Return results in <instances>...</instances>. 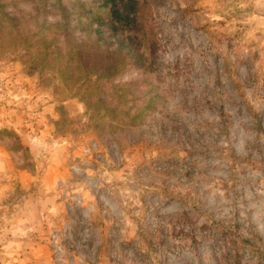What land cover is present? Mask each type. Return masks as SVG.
Listing matches in <instances>:
<instances>
[{"label":"rangeland","instance_id":"obj_1","mask_svg":"<svg viewBox=\"0 0 264 264\" xmlns=\"http://www.w3.org/2000/svg\"><path fill=\"white\" fill-rule=\"evenodd\" d=\"M39 1L1 3L49 8ZM151 8L159 76L95 84L113 101L73 96L22 60L0 59V264H224L213 222L264 245V0ZM158 218L164 246L138 254L140 223Z\"/></svg>","mask_w":264,"mask_h":264},{"label":"trees","instance_id":"obj_2","mask_svg":"<svg viewBox=\"0 0 264 264\" xmlns=\"http://www.w3.org/2000/svg\"><path fill=\"white\" fill-rule=\"evenodd\" d=\"M47 2L49 8L38 4L40 7L35 11H26L9 8L0 0V59L8 56L18 58L32 72H43L44 82L48 81L63 91L70 89L73 96L81 95L82 99L93 100L95 104L113 101L109 96L95 92V84L99 83L100 92L103 87L114 85L110 81L123 73L135 72L138 75L131 82L154 81L159 76L158 28L151 0ZM46 13H51L52 19L45 16ZM115 86L123 90L121 94L128 87L126 82ZM142 95L153 99L157 96L148 90L142 91ZM120 100L116 102L119 104ZM103 123L111 125L114 122L104 120ZM177 197L182 196L178 194ZM193 205L195 208L196 202ZM183 214L191 219L190 212ZM213 223L212 236H221L224 247L219 262L246 264L245 251L248 250L255 254L258 264H264L263 244L242 235L231 239L230 227L224 226L219 230L222 222ZM193 225L196 226V221ZM207 226L202 224L200 228L205 231ZM165 228L160 218L146 224L142 220L138 230L141 247L136 248L137 253L147 255L164 246L168 232ZM173 228L176 229L175 224ZM143 246L146 252H143Z\"/></svg>","mask_w":264,"mask_h":264},{"label":"clouds","instance_id":"obj_3","mask_svg":"<svg viewBox=\"0 0 264 264\" xmlns=\"http://www.w3.org/2000/svg\"><path fill=\"white\" fill-rule=\"evenodd\" d=\"M55 183H56L55 180H53V185H55ZM50 190L53 191V193H54V195L52 197H50V199L53 201V203H55V200L59 199L60 192L59 191H56L54 187L51 188ZM73 192L83 193L86 198H88V199H94V197H92L90 195V191H86L84 186H79V187L74 188L73 189ZM68 195L71 196L72 193L70 192V193H68ZM62 203L63 202L61 201V204L60 205H55L54 208L49 209V210L50 211H55L56 208L62 207ZM21 234H23V233H21ZM13 235H15V233H13ZM9 247H11V245H9Z\"/></svg>","mask_w":264,"mask_h":264}]
</instances>
